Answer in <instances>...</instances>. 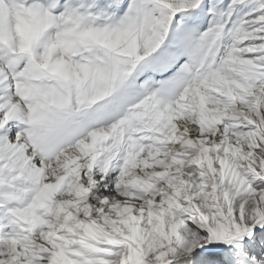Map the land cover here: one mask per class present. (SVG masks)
Returning a JSON list of instances; mask_svg holds the SVG:
<instances>
[{
	"label": "snow or ice",
	"instance_id": "snow-or-ice-1",
	"mask_svg": "<svg viewBox=\"0 0 264 264\" xmlns=\"http://www.w3.org/2000/svg\"><path fill=\"white\" fill-rule=\"evenodd\" d=\"M0 264H264V0H0Z\"/></svg>",
	"mask_w": 264,
	"mask_h": 264
}]
</instances>
